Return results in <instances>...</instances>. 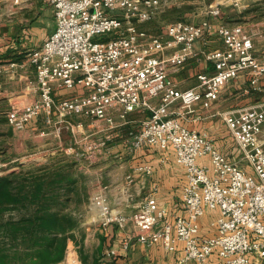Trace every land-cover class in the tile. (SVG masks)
Masks as SVG:
<instances>
[{"label":"built area","instance_id":"1","mask_svg":"<svg viewBox=\"0 0 264 264\" xmlns=\"http://www.w3.org/2000/svg\"><path fill=\"white\" fill-rule=\"evenodd\" d=\"M181 1L51 0L56 29L42 46L28 53L36 70L39 98L13 107L7 118L17 129L41 114L48 123L55 115L60 119L80 115L115 128L114 110L120 121H126L132 111L150 110L142 126L131 130L128 147L174 149L187 172L183 200L190 215L172 217L158 207L156 190L145 196L132 216L117 212L105 194H98L92 206L99 210L101 227L117 224L124 228L132 222L138 230L137 241L160 243L167 250L182 241L185 253L177 264H264V104L221 112L240 149L238 161L230 160L208 133L183 124L172 110L175 103L184 113L195 112L199 103L210 108L227 84L244 73L259 87L264 77V50L256 48L255 33L243 24L222 23L215 30L222 46L203 52L213 71L198 72L197 84L180 88L170 71L198 54L196 42L213 31L211 21L178 19L159 34L139 25ZM231 1L238 8L247 4L246 0ZM221 6L216 1L209 13L220 15ZM63 88L87 91L59 97L57 91ZM153 97L160 101L153 103ZM109 139L89 141L86 152H101ZM138 169L153 172L148 164ZM128 181H133L132 175ZM207 209L219 211L212 222L216 228L212 235H202L196 220ZM212 255L219 261H212ZM79 262L72 257L66 264Z\"/></svg>","mask_w":264,"mask_h":264},{"label":"crops","instance_id":"2","mask_svg":"<svg viewBox=\"0 0 264 264\" xmlns=\"http://www.w3.org/2000/svg\"><path fill=\"white\" fill-rule=\"evenodd\" d=\"M217 1L222 3L221 14L209 17L213 31L206 32L205 37L196 42L198 54L189 58L183 66L195 60L196 74L213 71V65L204 58L203 52L220 47L221 40L215 30L222 23L243 22L241 24L248 31L255 33L256 48L264 50V0H246V7L240 8L231 0ZM186 15L189 13L186 12ZM56 26L51 0H20L19 3L0 0V65L3 68L0 75V159L10 162L21 154L32 152L38 155L40 161L63 155L87 159L95 157L98 160L91 169L102 180L97 195L105 194L117 212L132 216L145 196L156 190L158 207L167 209L172 217L189 216L183 200L187 172L185 166L177 161L174 149L164 150L149 145L137 149L128 147L131 130L142 126V122L149 117L150 110L132 111L126 121H120L118 111L114 110L112 115L118 123L115 128H109L103 120L80 115L63 119L55 115L52 123H48L46 115L41 114L22 129L9 123L7 112L10 109L23 107L39 98L36 70L29 61L28 53L31 49L42 46ZM172 79L180 88H187L184 79L177 76ZM76 91L86 92L87 89L63 88L57 91V95L66 97ZM260 93L263 95L259 96ZM141 94L145 96L144 91ZM228 99L232 103L226 108L224 105ZM151 101L156 104L160 98L153 97ZM263 104L264 77L260 86L254 87L250 76L244 73L227 84L210 108L199 103L195 112L184 113L179 104L175 103L172 110H176L174 115L179 116L187 127L211 134L217 147L230 160L238 161L240 149L223 118H219L222 117L219 113ZM218 115L220 116L217 117ZM107 136L111 137L110 147L106 146L94 155L86 152L89 141ZM18 145L20 149L15 151ZM146 164L153 167L152 173H144L138 169ZM128 175L133 176L132 182L128 181ZM92 205L91 201L85 207L91 208ZM91 209L87 210L81 222L87 264H94L95 260L96 264H177L185 253L182 241H178L173 250H167L160 243L148 245L137 241L138 230L132 222L124 228L117 224L103 228L100 225L99 210L94 206ZM218 215L219 211L207 209L203 216L196 218L201 225L202 235L215 233L216 228L212 222ZM72 257L77 258L79 264H84L75 242L70 240L65 258L57 264H66ZM210 259L219 261L217 255H212Z\"/></svg>","mask_w":264,"mask_h":264},{"label":"trees","instance_id":"3","mask_svg":"<svg viewBox=\"0 0 264 264\" xmlns=\"http://www.w3.org/2000/svg\"><path fill=\"white\" fill-rule=\"evenodd\" d=\"M77 163L55 156L0 175V264H57L70 240L87 264L80 210L89 193Z\"/></svg>","mask_w":264,"mask_h":264},{"label":"rangeland","instance_id":"4","mask_svg":"<svg viewBox=\"0 0 264 264\" xmlns=\"http://www.w3.org/2000/svg\"><path fill=\"white\" fill-rule=\"evenodd\" d=\"M217 0H182L177 5L172 6L171 8L165 9L164 11L158 13L154 18L151 20L141 23L139 25L140 28L147 30L151 33L159 34L163 33L166 30L167 25L175 20L178 19H185L190 21H201L203 19H209L212 15L209 13V9L211 8V5H213ZM186 12L189 13V15H186ZM259 12L260 9H259ZM188 18V19H187ZM243 23V22H240ZM258 34V33H257ZM256 34V36H257ZM221 40V39H220ZM219 46H222V41ZM263 51V50H262ZM195 60L188 63L185 67H181L180 69H171L170 75L177 76L181 78L182 80H185V83L187 84L186 87L194 86L198 83L197 80V74L194 73V70L197 65H195ZM263 94H259V96H262ZM258 96V95H256ZM231 100L228 99L224 105V107H229V104H231ZM221 115V113H219ZM218 115L217 117H219ZM223 118V117H219ZM224 120V119H223ZM211 135V134H209ZM110 139L108 140L107 146L110 147ZM79 144V143H78ZM77 144V145H78ZM20 146H16L15 151L19 150ZM21 154L18 158H16L13 161H5L4 159H0V175L8 173L12 170H18L21 168V165H28L30 163H43L46 161L39 160L38 155L33 154ZM64 158H70L72 160L77 161L78 168L82 170L86 174V182H87V191L89 193L88 200L85 204L89 205L91 201L93 200V197L97 195V192H99L101 186H102V180L101 176L96 172H94L91 168L94 162L98 159L94 158H84V157H70L69 155H63ZM90 170V171H89ZM89 172V173H88ZM85 204L82 206L80 210V216L83 219L86 216L87 210H92L90 207H85Z\"/></svg>","mask_w":264,"mask_h":264}]
</instances>
